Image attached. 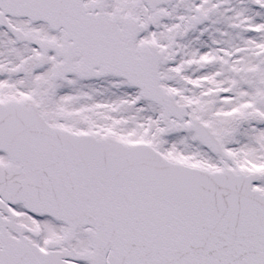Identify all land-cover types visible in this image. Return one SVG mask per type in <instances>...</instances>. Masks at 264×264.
Here are the masks:
<instances>
[{
    "label": "snow or ice",
    "instance_id": "snow-or-ice-1",
    "mask_svg": "<svg viewBox=\"0 0 264 264\" xmlns=\"http://www.w3.org/2000/svg\"><path fill=\"white\" fill-rule=\"evenodd\" d=\"M0 264H264V0H0Z\"/></svg>",
    "mask_w": 264,
    "mask_h": 264
}]
</instances>
